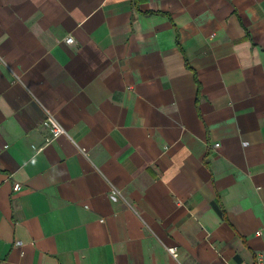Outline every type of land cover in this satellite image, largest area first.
<instances>
[{
  "label": "crops",
  "instance_id": "crops-1",
  "mask_svg": "<svg viewBox=\"0 0 264 264\" xmlns=\"http://www.w3.org/2000/svg\"><path fill=\"white\" fill-rule=\"evenodd\" d=\"M260 254L264 0H0V264Z\"/></svg>",
  "mask_w": 264,
  "mask_h": 264
},
{
  "label": "built area",
  "instance_id": "built-area-1",
  "mask_svg": "<svg viewBox=\"0 0 264 264\" xmlns=\"http://www.w3.org/2000/svg\"><path fill=\"white\" fill-rule=\"evenodd\" d=\"M66 42L69 44H74L75 39L73 36H68L66 38ZM43 108L45 111V119L43 120L42 125H43L44 129L47 131V135L45 137L44 145L42 147H38V146L34 145V148L38 149V150L42 149L45 146H47L48 144L52 143L54 140H56L61 135H69L66 127L61 122V120L56 116V114L53 112V110L44 106V105H43ZM219 146H220V143L217 142L215 144V147H219ZM81 151L83 153L87 154V150L85 148H81ZM21 188H22V185L20 183H17L14 185V190H16V191L21 190ZM111 194L113 197L119 196V197L124 198L122 191L119 190L114 185L112 186ZM262 233H263L262 230L257 231L258 235H261ZM167 249L172 256H174L175 258L178 257L179 253H178V248L176 246L167 247ZM256 264H264V255L263 254H260L258 256V261Z\"/></svg>",
  "mask_w": 264,
  "mask_h": 264
}]
</instances>
